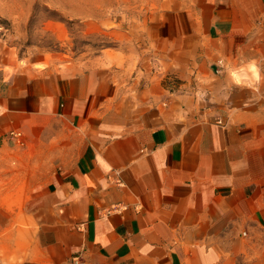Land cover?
I'll return each mask as SVG.
<instances>
[{
  "label": "crops",
  "instance_id": "obj_1",
  "mask_svg": "<svg viewBox=\"0 0 264 264\" xmlns=\"http://www.w3.org/2000/svg\"><path fill=\"white\" fill-rule=\"evenodd\" d=\"M110 1L92 55L0 42V264H264V0Z\"/></svg>",
  "mask_w": 264,
  "mask_h": 264
},
{
  "label": "rangeland",
  "instance_id": "obj_2",
  "mask_svg": "<svg viewBox=\"0 0 264 264\" xmlns=\"http://www.w3.org/2000/svg\"><path fill=\"white\" fill-rule=\"evenodd\" d=\"M55 5V3H43L38 0L32 5L31 12L27 13V17H23V12H17L19 9L17 4L0 3V42L12 46L14 52L21 57H33L44 53L72 59L78 56H88L97 52L101 47L110 45L111 42L105 33L90 35L84 33L81 23L83 20L104 13L110 15L111 11L119 12L122 9L131 16L138 12V7L135 4L128 6L127 9H121L110 0H63L58 5L63 7L64 12L57 9ZM67 13L74 15L75 18L67 19ZM10 15L11 18L6 17ZM50 20L64 23L67 35L63 40H57L50 29L46 27V22ZM12 141L14 142V140H10V145L17 144L23 147V143H13ZM54 153V146L36 147L33 148L32 156L40 160L48 154L49 157L46 160L50 162L51 158L54 160ZM55 160L47 163V169H53L58 164V160Z\"/></svg>",
  "mask_w": 264,
  "mask_h": 264
},
{
  "label": "built area",
  "instance_id": "obj_3",
  "mask_svg": "<svg viewBox=\"0 0 264 264\" xmlns=\"http://www.w3.org/2000/svg\"><path fill=\"white\" fill-rule=\"evenodd\" d=\"M217 123L221 124L222 121L220 119L217 120ZM7 136L10 139H15L17 141V143H21L22 144V133L20 131L17 130H11L8 131ZM72 264H79V258L78 257H74L72 260Z\"/></svg>",
  "mask_w": 264,
  "mask_h": 264
}]
</instances>
